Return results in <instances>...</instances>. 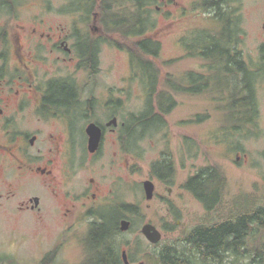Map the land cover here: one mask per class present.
Wrapping results in <instances>:
<instances>
[{"label":"flooded vegetation","instance_id":"af4514ba","mask_svg":"<svg viewBox=\"0 0 264 264\" xmlns=\"http://www.w3.org/2000/svg\"><path fill=\"white\" fill-rule=\"evenodd\" d=\"M24 1L0 0V170L11 187L6 195L9 200L36 183L54 198L71 201V209L64 212L66 217L76 214V198L100 217L103 207L112 204L124 189L122 175L118 190L114 181L106 182L103 170L107 168L113 176L116 172L126 174L130 150L142 154L141 142L167 125L166 117L178 106L177 96L210 98L211 103L222 105L218 110L224 118L255 119L254 123L261 115L264 44L258 58L241 47L239 16L236 10L225 8L227 0H217L215 7L217 20L223 24L218 25L215 34L217 47H208L207 34L195 37L193 42L187 38L193 34H185L178 41L188 59L201 58L206 65L188 69L182 77L170 74L167 90L161 91V71L156 63L142 61L144 51L139 46L146 39L159 45L157 54L148 55L157 58L162 48L159 37L115 34L133 40V48L115 40L103 23L102 0H64L58 10L59 20L21 18L27 11ZM45 7L43 4V11ZM108 48L130 56V78L124 77L122 82L128 86L135 75L134 83L143 86L146 105L141 113L128 114L127 87L119 88L117 96V85L97 79ZM211 51L213 57H209ZM147 110L153 114L132 132L131 116ZM91 125L100 131L95 151L90 150ZM162 162L173 170H159L157 175L154 165ZM87 169L95 176L76 187L81 172ZM151 169L152 178L166 185H170L167 182L171 178L175 181V164L167 153L152 163ZM35 198L40 199L38 206L33 202ZM41 204L42 197L34 194L20 202L18 210L39 213ZM129 261L132 264L130 256Z\"/></svg>","mask_w":264,"mask_h":264},{"label":"rangeland","instance_id":"374dc122","mask_svg":"<svg viewBox=\"0 0 264 264\" xmlns=\"http://www.w3.org/2000/svg\"><path fill=\"white\" fill-rule=\"evenodd\" d=\"M201 2L156 0L151 6L153 26L146 35L159 37L162 48L159 57L148 56L146 59L156 63L161 71L158 91L167 90L170 74L182 77L186 70L206 65L201 58L188 59L185 49L178 44L185 34H193L187 36L193 42L202 34H217L218 25H223L215 19L217 10L200 7ZM62 3L64 0H25L27 11L20 17L33 19L40 16L59 20L58 10ZM43 4L47 5L44 11ZM225 5L226 9L236 10L239 16L241 47L255 53L258 58L264 44V0H227ZM113 36L133 48V40ZM129 58L119 49L108 48L103 54L102 73L97 79L117 85V92L114 89L117 96L119 88L127 87L128 114L141 113L146 105L143 86L139 82L134 83L135 75L128 86L122 82L132 70ZM260 98V117L254 123L242 124L238 118H224L222 111L218 110L222 105L211 103L210 98L177 96L178 106L166 117L167 125L141 142L142 154L130 150L126 174L116 172L113 176L107 168L103 170L106 182L114 181L118 190L121 177L124 178L123 194L119 191L118 198L113 199L108 207H103L101 213L107 215L110 225L117 218L119 226L124 218L132 222L131 230H120L121 233L115 235L120 252L127 250L132 264H155L148 260V255L157 254L170 244L193 256L197 253L184 238L195 227L213 226L264 208V85ZM204 115H209V118H200ZM163 153H167L175 164L176 178L172 185L152 178V163L161 159ZM238 156L240 160H237ZM212 165H218L225 173L227 187L219 206L208 213L183 185L190 175ZM100 172L97 175L101 176ZM95 174L88 169L82 171L76 187H82ZM146 180H152L156 186L155 196L150 201L146 199L144 189ZM10 190L0 170V195H3L0 198V264H43L45 258L54 252L56 257L51 264H81L86 256L84 240L91 224L101 221V218L92 214L82 205L83 200L77 198L74 200L76 214L66 217L64 212L71 209V201L63 197L54 198L50 191L36 183L9 200L6 195ZM34 194L43 199L41 212L19 211L20 202ZM129 204L137 206L135 213L125 209ZM146 223L154 224L161 231L163 239L157 245L150 243L142 233ZM262 235L264 233L259 237ZM255 245L256 238L252 235L248 239L249 250H254ZM255 259L253 255L229 252L224 260L208 264H257Z\"/></svg>","mask_w":264,"mask_h":264},{"label":"trees","instance_id":"16d2710c","mask_svg":"<svg viewBox=\"0 0 264 264\" xmlns=\"http://www.w3.org/2000/svg\"><path fill=\"white\" fill-rule=\"evenodd\" d=\"M101 13L107 34H119L124 37L146 34L152 24L151 6L156 0H102ZM217 0H202L200 7L215 8ZM219 17V14L215 19ZM151 26V27H152ZM227 31V29H226ZM208 47L218 46V36L210 35ZM139 46L144 51V63L150 61L146 59L148 55L157 54L159 45L152 44L146 39ZM156 48V50L152 48ZM214 52L209 53L213 57ZM164 92L160 93V96ZM152 110V106H151ZM153 112L147 110L141 115L133 114L129 122L132 132L141 125L144 119L151 116ZM255 119H238L242 124L251 123ZM171 171L173 168L166 163L154 165V172L158 175L161 172ZM161 175V174H160ZM168 184L172 185L171 178ZM185 189L192 192L196 198L205 206L208 211H214L221 203L226 187L227 177L218 165H212L202 169L197 175L191 177L185 183ZM127 211L136 212L137 206L129 204L125 206ZM101 221L91 224L90 230L84 240L86 256L81 264H125L122 259V252L115 242V235L121 233L118 218L109 224L106 214L100 215ZM133 227H131L132 229ZM264 208H258L253 212L242 214L234 219L215 224L213 226H197L187 236L184 241L197 254L188 255L179 250L176 245H166L157 254L148 255V260L155 264H208L210 260L223 258L222 253L233 251L238 255H253L257 264H264ZM256 238V247L249 250L248 239L251 236ZM225 254V253H224ZM56 253L49 254L43 264L54 262Z\"/></svg>","mask_w":264,"mask_h":264},{"label":"water","instance_id":"95a60500","mask_svg":"<svg viewBox=\"0 0 264 264\" xmlns=\"http://www.w3.org/2000/svg\"><path fill=\"white\" fill-rule=\"evenodd\" d=\"M90 135L92 136L90 150L95 151L98 147V143H99L98 138L100 135V131L96 125L90 126ZM144 189H145L146 199L149 201L152 200L155 196V189H156L154 182L151 180H146L144 182ZM33 202L36 204V206H38L40 199L35 198ZM120 225H121L120 226L121 231H129L132 227V222L128 219H123L121 220ZM142 233L147 238V240L154 245L160 243L163 239V235L161 231L152 223L144 224V226L142 227ZM122 259L125 262V264H130L127 250H123Z\"/></svg>","mask_w":264,"mask_h":264},{"label":"bare ground","instance_id":"6f19581e","mask_svg":"<svg viewBox=\"0 0 264 264\" xmlns=\"http://www.w3.org/2000/svg\"><path fill=\"white\" fill-rule=\"evenodd\" d=\"M121 226V225H120ZM120 226H119V228H120ZM121 230V229H120ZM131 230V229H130ZM157 245V244H156ZM123 252V251H122ZM229 252H231V253H234L233 251H231V250H229V251H226V252H223L222 253V255H223V258H216V259H213V260H210V262H214V261H217V262H219V261H222V260H224V258L226 257V255H227V253H229ZM225 253V254H224ZM235 254V253H234Z\"/></svg>","mask_w":264,"mask_h":264}]
</instances>
